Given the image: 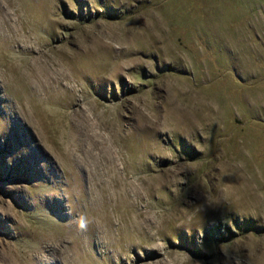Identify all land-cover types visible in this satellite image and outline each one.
Instances as JSON below:
<instances>
[{"label": "rangeland", "instance_id": "obj_1", "mask_svg": "<svg viewBox=\"0 0 264 264\" xmlns=\"http://www.w3.org/2000/svg\"><path fill=\"white\" fill-rule=\"evenodd\" d=\"M0 264H264V0H0Z\"/></svg>", "mask_w": 264, "mask_h": 264}]
</instances>
